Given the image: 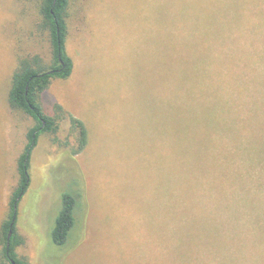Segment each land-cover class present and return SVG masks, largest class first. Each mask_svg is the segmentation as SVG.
I'll list each match as a JSON object with an SVG mask.
<instances>
[{
  "label": "rangeland",
  "instance_id": "374dc122",
  "mask_svg": "<svg viewBox=\"0 0 264 264\" xmlns=\"http://www.w3.org/2000/svg\"><path fill=\"white\" fill-rule=\"evenodd\" d=\"M192 1L79 0L71 4L67 48L74 72L68 80H53L42 98L48 115L56 116L60 105L65 116L59 133L41 135L32 155L31 186L18 207L15 231L22 243L16 249L15 264H164L162 110L166 99L177 95L180 37L194 35ZM36 4V0H0V229L11 213L19 159L35 126L32 118L10 106L12 77L22 56L39 55L47 64L52 61L50 37L40 28ZM251 4L254 7L247 16L237 6H228L230 19L225 18L219 27L209 18L213 7L202 6L203 17L212 23L205 57L213 55L217 61L223 45L226 51L221 56L228 66L234 61L254 62L259 65L257 76L264 81V0ZM202 22L197 19L201 31ZM192 60L193 56L184 63L193 71ZM210 77L211 73L202 76L207 81ZM258 90L251 84V91L241 98V118L244 113L250 115ZM243 101L248 103L245 109ZM70 116L88 130L87 148L79 155H73L77 133ZM247 137L244 133L240 142H248ZM248 189L242 196L252 189L262 204L257 205L256 214L253 208L252 214L242 207L238 241L253 234L254 215L264 217V186ZM76 190L85 196L83 209L69 242L59 247L52 243L50 232L62 195ZM205 201L209 204L212 199L203 200L202 207ZM228 215L232 210L217 213L225 220ZM263 249L255 247L256 253ZM2 257L0 245V264ZM261 259L248 258L246 264H259Z\"/></svg>",
  "mask_w": 264,
  "mask_h": 264
},
{
  "label": "trees",
  "instance_id": "16d2710c",
  "mask_svg": "<svg viewBox=\"0 0 264 264\" xmlns=\"http://www.w3.org/2000/svg\"><path fill=\"white\" fill-rule=\"evenodd\" d=\"M78 1L36 0L40 28L50 37L52 61L47 64L39 55L22 56L12 77L10 106L32 118L35 126L27 134V144L19 159L18 183L10 201L11 213L0 229L3 264L17 263L16 249L22 243L15 231L18 207L31 186L30 163L39 138L43 134L56 136L65 116L60 105L56 116L48 115L42 98L53 80H68L74 72L67 43L70 7ZM251 1L193 0L194 35L186 36L191 39L179 36L177 95L173 100L167 98L162 110L165 136L161 187L164 264H246L248 258L258 256L262 258L257 260L259 264H264V249L260 253L255 250L256 245L264 248L263 215H254L255 230L242 241H238L237 231L242 207L252 214L255 210L256 214L262 204L261 198L249 189L264 186V138L260 137L264 134V81L257 76L259 65L254 62L234 61L228 66L221 56L226 51L223 45L217 61L213 55L205 57L206 39L212 31V23L201 12L202 6L213 7L209 18L219 27L226 23L225 18L230 19L228 6H237L242 15L247 16L254 7ZM199 18L204 20L202 31L197 27ZM223 29L225 33L229 30ZM191 56L196 63L193 71L186 69L184 63ZM181 71L186 75L182 76ZM205 73H211L210 81L202 78ZM244 75L249 79L246 80ZM251 84L259 87V97L253 99L250 115L244 113L241 118V98L251 91ZM247 105L242 102L244 109ZM70 120L77 133L73 155H79L87 148L88 130L76 117L70 116ZM244 133L248 134L249 140L245 144L240 142ZM233 143H237L236 146L229 145ZM157 155L161 159L159 151ZM257 169L261 171L256 173ZM245 187H249V193L247 191L244 197ZM84 198L78 190L62 195L61 208L50 232L54 245L62 247L69 242ZM209 198L212 201L209 204L205 201L202 207L203 200ZM221 209L222 214L232 210V215L226 220L224 216L219 218L217 213ZM11 232L13 236L10 237ZM249 239L254 243L243 242Z\"/></svg>",
  "mask_w": 264,
  "mask_h": 264
},
{
  "label": "water",
  "instance_id": "95a60500",
  "mask_svg": "<svg viewBox=\"0 0 264 264\" xmlns=\"http://www.w3.org/2000/svg\"><path fill=\"white\" fill-rule=\"evenodd\" d=\"M12 236V232L10 233V237ZM10 239V238H9Z\"/></svg>",
  "mask_w": 264,
  "mask_h": 264
}]
</instances>
